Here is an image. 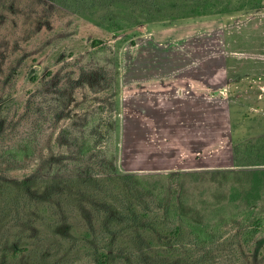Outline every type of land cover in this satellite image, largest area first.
Here are the masks:
<instances>
[{
	"label": "rangeland",
	"instance_id": "1",
	"mask_svg": "<svg viewBox=\"0 0 264 264\" xmlns=\"http://www.w3.org/2000/svg\"><path fill=\"white\" fill-rule=\"evenodd\" d=\"M144 1L0 0V137L15 141L47 117L34 153L0 165V252L25 244L29 221L47 244L43 264H76L91 250L102 181H53L59 165L70 171L64 151L89 136L119 175L179 188L197 222L224 221L190 253L136 226L117 241L129 243L112 254L119 264H264V0H211L189 16L165 3L153 18ZM25 179L34 200L20 190L6 205V183L16 193ZM140 195L152 226L158 205ZM18 209L29 210L22 225Z\"/></svg>",
	"mask_w": 264,
	"mask_h": 264
},
{
	"label": "trees",
	"instance_id": "2",
	"mask_svg": "<svg viewBox=\"0 0 264 264\" xmlns=\"http://www.w3.org/2000/svg\"><path fill=\"white\" fill-rule=\"evenodd\" d=\"M144 2L142 7L143 12H148L150 18H153L154 14H159L160 7L165 3L172 4L174 8H181L183 10L181 14L186 16L196 13L203 14L211 6V0H145ZM3 4L6 6V3ZM201 8L205 9L202 10ZM120 28L121 19L112 20L107 24V30L110 32H116ZM46 119V116L36 117V124L33 130L25 131L24 135L15 141H9L5 137H0V165L4 164V162L7 165L24 163L26 158L34 153L35 147L39 145L38 138L41 133V125ZM91 139L92 137L89 136H79L78 141L73 140V143L64 151L67 157L64 167L69 168V173L60 172V169L63 168L57 164L60 169L53 177V181L56 183L64 182V177L67 178V176L81 181H102L104 187L102 191L104 197L102 199L105 203L100 205L96 210L101 226L99 231H96L93 225L86 228L87 233H89L88 240L92 242L90 245L91 250L86 252L85 255L80 256L76 264H119L116 261V256L112 254H115L114 252L122 254L121 251L124 246L122 248L120 246L128 245L129 243L117 241L120 236H124L125 232H127L126 234H132L133 237L136 236L138 233L133 232V228L136 226L142 230L141 234L155 231L162 241V245L164 244L166 247L169 239H178L176 242H183V248L187 253L203 249L214 242L216 239L215 232L218 230L219 224H222L224 221H219L213 227L197 222L185 211L182 199L183 190L179 188L175 189L172 193L166 190L158 192L155 189L153 190L150 182L144 181L143 177L133 174L119 175L114 170L112 159H107L103 154L97 152L95 146L90 143ZM100 169H103L105 172L101 173ZM6 184L10 185V189L3 191L4 196L6 195L5 197L1 196L5 200L6 205L10 206L20 190H24L23 194L30 200H34L32 194L27 191L31 187L30 180L25 179L22 181L21 187L16 193L14 189L17 188L11 182ZM142 192L148 194L149 196L147 197L151 198L159 208L158 213L154 215L155 217L150 218L153 227L144 224L143 218L150 216L149 213L146 214V206L143 205L146 204V201H141L140 203L134 202L135 198H141L140 194ZM142 195L146 197L145 194ZM27 211L29 210H25L24 216H22L19 209L16 211L14 218L16 224L22 225L21 220L26 217ZM34 223L32 221L27 223L28 230L23 237H27L28 240L24 241L25 244L22 246L14 245L12 254H5L7 245H3L2 250H4V253L0 252V264H19V261L27 256L31 257L32 264H43V261H46L45 254L48 253L47 244L40 236L39 239L37 235L34 236ZM167 225L168 229H166ZM2 232L0 230V233ZM39 234L47 236V233ZM94 234H97L96 236L100 240L97 247L93 245L95 242L93 239ZM185 237H189V241L191 242L190 247H187L188 244L181 241ZM126 249V253L124 252L123 254L128 256L130 247H126ZM64 261L67 262V259H64Z\"/></svg>",
	"mask_w": 264,
	"mask_h": 264
}]
</instances>
